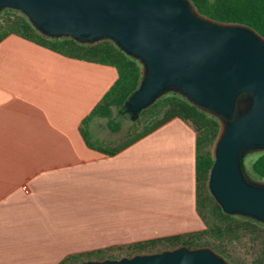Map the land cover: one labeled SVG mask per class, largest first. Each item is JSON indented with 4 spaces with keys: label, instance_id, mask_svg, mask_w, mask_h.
I'll return each instance as SVG.
<instances>
[{
    "label": "crops",
    "instance_id": "1",
    "mask_svg": "<svg viewBox=\"0 0 264 264\" xmlns=\"http://www.w3.org/2000/svg\"><path fill=\"white\" fill-rule=\"evenodd\" d=\"M117 77L16 34L0 40V264H58L205 228L189 121L172 118L113 155L86 144L82 121Z\"/></svg>",
    "mask_w": 264,
    "mask_h": 264
},
{
    "label": "water",
    "instance_id": "2",
    "mask_svg": "<svg viewBox=\"0 0 264 264\" xmlns=\"http://www.w3.org/2000/svg\"><path fill=\"white\" fill-rule=\"evenodd\" d=\"M52 38L111 40L141 65L139 86L124 102L131 118L168 92L214 116L219 131L209 194L226 214L264 223V182L244 159L264 149V37L238 23L201 15L190 0H0ZM78 264H230L207 246L180 245Z\"/></svg>",
    "mask_w": 264,
    "mask_h": 264
},
{
    "label": "trees",
    "instance_id": "3",
    "mask_svg": "<svg viewBox=\"0 0 264 264\" xmlns=\"http://www.w3.org/2000/svg\"><path fill=\"white\" fill-rule=\"evenodd\" d=\"M190 2L201 15L220 22L246 25L264 37V0H190ZM3 11L6 12V16L3 20V24H0V40L8 34H16L69 57L107 64L116 68L118 73L116 81L104 94L90 114L84 118L82 123H86L90 118L97 115L108 118V125L111 130L117 129V122L114 120L115 117L113 115L114 111L117 116H127L128 114L124 109V102L139 86L141 65L137 60L126 55L109 39H103L89 44L80 43L71 37L52 38L37 31L29 22L28 18L19 10L5 8ZM157 106L164 108L162 109L161 116L158 117L151 126L143 128V130L138 131V133L121 142L104 145L99 140L93 139L89 131L85 129H81L82 136L89 147L102 153L113 155L172 118L176 117L184 121H189L197 131L195 166L196 194L199 215L205 224V228L196 232L129 243L124 247L127 249L144 250L152 249L160 244L165 246L161 249L164 250L172 249L180 245L191 248L208 246V244L201 242L206 234H211L218 241L223 242L225 238L232 237L236 229L240 226L255 228L257 225H264V223L251 218L224 213L221 207L209 194L207 181L209 170L214 161L210 145L215 141L219 131L218 120L189 102L180 94L168 92L157 99L151 106L142 110L137 118H135V121H138L140 116L147 111L156 109ZM157 110L158 109L151 112L157 113ZM249 156L250 155H247L245 157L244 163ZM245 170L250 179L264 182V152L255 156L250 166H245ZM200 196L203 197L205 207L209 208L214 215H218L222 218L219 223L215 222L210 224L207 219L204 218L202 212L199 210ZM257 235L258 233H256V236ZM113 249L114 247H109L104 250H90L78 255H70L58 264H78L88 259H103L104 257L101 258L99 256ZM116 249H122V247H117ZM213 250L220 255L222 254L226 260H230L223 252H219L216 249ZM261 255L262 257L258 258L255 264L264 262V251ZM231 264L234 263L231 262Z\"/></svg>",
    "mask_w": 264,
    "mask_h": 264
},
{
    "label": "rangeland",
    "instance_id": "4",
    "mask_svg": "<svg viewBox=\"0 0 264 264\" xmlns=\"http://www.w3.org/2000/svg\"><path fill=\"white\" fill-rule=\"evenodd\" d=\"M3 10L0 11L1 25L3 24V20L6 16V12H4ZM156 109H158L157 113L151 112L155 111ZM156 109L147 111L146 113L142 114L138 121H135V118H131L129 115L117 116L115 115L114 111V120L117 122V129L115 130H111V128L109 127L108 118L101 116L97 118L93 116L94 118L92 117L90 122H86L85 126L89 131H91V136L93 139H95L94 137H97L100 140L109 141L115 144L125 140L128 137L133 136L134 134L138 133V131L143 130V128L151 126L152 123L161 116L162 109L164 108L161 106H157ZM213 147L214 142L210 145L211 152L213 151ZM263 152L264 149H259L252 151L251 154H248L250 156L247 158L245 166H250V163L254 159V157ZM199 210L202 212L204 218L207 219L210 224L215 222L219 223L222 219L220 216L214 215V213L209 208L205 207L202 196H200L199 198ZM256 233H258L257 236ZM180 234L185 233L182 232ZM201 242L208 244L207 247L216 249L219 252H223V254L230 259L227 260L230 264L231 262H233L234 264H255L256 260L262 257L261 254L264 251V225H257L255 228L240 226L236 229V232L232 237L225 238L223 242L218 241L211 234H206ZM164 247L165 246H162L160 244L152 249L144 250L127 249L124 247L123 249H113L107 253L101 254L99 257L119 258L122 256H131L138 253L158 252L157 250L161 251V249H163ZM261 264H264V262Z\"/></svg>",
    "mask_w": 264,
    "mask_h": 264
}]
</instances>
